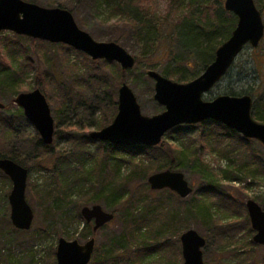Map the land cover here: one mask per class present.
Listing matches in <instances>:
<instances>
[{"label": "rangeland", "instance_id": "rangeland-1", "mask_svg": "<svg viewBox=\"0 0 264 264\" xmlns=\"http://www.w3.org/2000/svg\"><path fill=\"white\" fill-rule=\"evenodd\" d=\"M58 1L59 0H38L34 2V4L44 8H56L54 5ZM63 1L66 3L69 2L68 7H77L75 12H71L77 25L81 30L89 33L98 42H115L114 39L123 32H127L121 25L118 27L116 26L118 21L115 19H112L105 24L101 22L108 15V12H106L108 7H103L95 11L89 10V7L82 4L83 0L80 4L77 3L79 2L78 0ZM254 1L256 4V0ZM260 1L264 2V0ZM162 7L163 3H160V9H162ZM257 8L260 10L259 7ZM66 10L69 11V8ZM262 16L264 22V15ZM14 36L16 37L17 35L12 32H3L0 36V102L5 108L8 107L6 110L5 108L1 109L0 112L5 113L2 114V116L18 115L22 109L14 103L16 96L19 93H27L35 90V83H37L39 77H42V81L45 79L46 84L48 85V93H50L52 97V99H47V101L55 121L53 147L56 155H54V157L62 156L67 153L72 154L76 150V139L82 138L83 136H89L92 132L102 130L103 128H98L99 121L105 117L108 118L111 113H113L112 119L117 115L118 90L122 83H126L133 90L144 116L152 117L165 110L163 106L159 105L154 100L155 83L147 75V72L150 70L161 74V71L164 69V64L161 62H155V57L152 60L151 58H147V56L143 57L141 62L136 64L132 70H126L129 71V73L127 72L128 74L124 75L122 81H116V73L113 74L105 69L99 70L100 75L98 76H101V73L105 75L108 74L107 77H105L106 79L101 81L100 78L93 77V71H90L89 73V69L86 67L85 57L79 55L78 53L81 52L74 49L70 50L65 47H53L51 44H42L39 40L35 45H32L29 40L18 39L17 47L21 49V54L25 51L24 56H27L26 59H24L19 52L15 54L14 58H11L10 56L8 57L6 41L8 37L13 38ZM15 40L17 41L16 38ZM20 44L22 45L20 46ZM118 44L134 56L137 63V60H139V57L137 58V56H139V54L141 55L140 48L135 45V43H131V45H129L130 47L123 46L121 43ZM107 63L111 66H115L116 69H122L121 66L115 62ZM7 65H11V68L7 67ZM33 65L35 67L34 70L31 71V66ZM12 68L15 69L16 73L20 74V77H23L24 79L26 78L24 87L21 90L22 92L16 94L3 87V83H6L9 76L13 74ZM115 68L112 67L114 71ZM202 73L203 72H201V74ZM110 76H113V78H110ZM263 77L264 38L257 48H252L250 46L245 47L227 75L210 92L203 95V100L212 101L219 96L230 95L231 93L242 96L246 95L245 92L249 90H253L252 92H254L256 91V88H258ZM192 78V74L187 73L186 82L181 84L192 81ZM170 80L174 81L173 79ZM55 81L56 83L59 82V84L69 85V87L73 88H71L73 91L81 93L80 95L85 97V101L91 106L94 105V107L78 108V110H76L77 113H74L75 107H73V109L68 108L58 112L60 107L59 100L61 98V89L58 84H55ZM109 82H112L113 89L117 92L116 111L111 108V106L107 105V107H105L106 102H101L104 97V92L112 89L109 86ZM253 117L254 119L256 117L254 113ZM26 121L27 123L25 122L22 126V133H20V135L23 136H19L20 138H27L28 136L30 138L38 133L35 127L27 119ZM198 126L199 124L194 126L182 125L178 127V131H170L163 137L162 142H165L167 150H169V152L173 151V156L176 157L172 171L182 172L185 175L186 180L193 189V193L198 192L200 189H206L207 183L210 181L218 180L221 185V190L226 194L230 193L234 198L235 204L232 208L223 207V204L216 205L213 208L214 212L218 213L226 210L230 211L232 209L229 212L231 213L236 210L240 216L236 228L229 233H223L222 236H217L216 227H205L201 222L185 212L187 208H190L188 202L193 200V193L185 199L180 198L177 200L173 196L165 194V190L168 189L154 191L150 188L153 192H151V197L149 198L171 200L170 204L167 203L166 208L168 209H164L168 210V212H178L177 214L180 216L181 221H178L177 224H172L171 220H167V214L164 215L163 210L160 211L161 213L155 211L152 218V220L156 218L152 221L153 226L149 227L150 229L148 227L144 228L140 233V237L130 245L133 249L138 247L152 249V252L145 257L144 264H183L184 261L182 258L180 236L187 230L192 229L197 231L199 235L207 240V244L203 249L205 264H241L239 260L245 261L243 254L247 251L246 248L253 251L254 259L262 260L264 259V248L255 243V249H253L254 247L252 248L250 239L253 241L255 232L252 230V235H249L250 231L243 219L248 216L246 209V202L248 200H254L264 210V202L262 201L264 200V184L248 187L247 185L250 180L246 179L243 173L235 170L233 167L236 164L239 165V163H244L246 157H244V154L242 153V147L246 145L247 142L240 139L242 137L240 134V138L235 135L231 138L228 137L227 131L221 126L210 125L209 144H207L206 148H202V143L199 141L202 130L199 129ZM190 140H195V144L189 146ZM93 141L94 143H90V145L87 146V150L90 151L91 154L97 151L98 143L100 142L98 140ZM251 141H253L250 143L251 146L255 148V152L258 153L264 161L263 145L256 140ZM5 142L9 141L4 140L0 132V144H5ZM19 142L20 141L15 139L14 145L18 150L21 146V143ZM171 144L180 148L182 147L184 150L190 149V158L181 160V158L176 156L177 153L169 147ZM22 146H27L28 149V146L32 145L29 143L24 144L22 142ZM231 150L233 151L234 156L233 154L231 155ZM162 152V150L157 149L147 154V163L155 162L158 165L161 159L160 154H162ZM219 154L223 155V158H220ZM167 158L169 159L170 157L168 156ZM167 158L162 161H166ZM48 159L45 158L44 160ZM233 159L236 164L233 162ZM72 164L75 165L74 162ZM43 167L44 168L42 169L39 166H34L29 173L26 200L34 212V220L31 229L27 231L17 230L10 221L11 208L8 198L12 190V183L7 176L0 172V264H57L56 250L60 238H65L69 241L75 239L82 244L90 239H83L78 235H75V232H81V229L84 227V225L81 224V229L79 230V226L76 227V225H74L76 224L75 215L77 212H80L81 214L82 208L86 207L85 205L70 204L65 206V208L59 213L45 209L47 206H51V204L46 203L43 204V206L40 205L39 200L41 199L39 198V194H43L41 192H47L49 189L51 190L52 187L56 188L55 182L50 186L47 184L50 183L53 175L51 171L46 169L48 165L45 164ZM120 172L122 176L125 177L130 173V167L121 165ZM148 177L146 178L147 180ZM137 190L140 192L136 193ZM146 190L144 176L139 178L136 177V179L128 185L127 189L131 196L135 193L136 198L140 199L145 197L141 192L146 193ZM174 195L176 194L174 193ZM219 202L225 203L224 200H219ZM93 205H100L106 212L114 215V219L108 225L101 228L99 231L94 232L95 235L93 238L96 240L95 248L100 249L109 248L111 242L120 239L126 229L135 225L136 222L133 221L138 219L140 213L143 212V214H145L146 212V210H144L145 207L141 205L137 206L140 211L136 212V218H133L127 213L131 212V210H136V208L129 207V204L127 203H121L117 206L113 205L111 207L109 204L97 203L87 205V207H92ZM232 218L235 220L236 217L234 216ZM70 219H72V223L70 222ZM222 221L225 226H235V222L231 219L230 223H225L224 219H222ZM124 222L126 223L125 225ZM89 225L92 229L93 223ZM158 225L162 226L163 230H166V233L156 236ZM170 227L173 229L177 228L182 232L178 233V237H176L174 233L171 234L168 232L167 229H170ZM249 227L251 228V224ZM66 233H69L70 235L68 236ZM227 245L231 246L228 247ZM54 249L55 263L53 259ZM124 250L125 249H123V251Z\"/></svg>", "mask_w": 264, "mask_h": 264}, {"label": "trees", "instance_id": "trees-1", "mask_svg": "<svg viewBox=\"0 0 264 264\" xmlns=\"http://www.w3.org/2000/svg\"><path fill=\"white\" fill-rule=\"evenodd\" d=\"M25 1L34 3L38 0ZM78 1L77 3L80 4L82 0ZM68 3L69 2L66 3L63 0H59L54 6L62 9L69 8L70 12H75L77 7H68ZM160 3H163L162 9H160ZM82 4L89 7V10L95 11L103 7H108L106 11L108 15L101 22L105 24L115 19L118 21L116 26L118 27L121 25L127 31L114 39L115 42L121 43L126 47H130L129 45H131V43H135V45L140 48L141 53V55L139 54V56H137L139 60H137L136 64H139L143 57L147 56V58H151V60L155 57V62L164 64V69L161 71V74L179 83L186 82L187 73H191L193 76L192 80H194L201 72H204L214 61L219 46L230 38L238 21L233 13L226 11L224 6L225 0H83ZM256 4V6L260 8L262 15H264V2L256 0ZM18 39L29 40L32 45H35L38 40L20 36L19 38L18 36L7 38L6 50L8 57L14 58L15 54L19 52L20 55L26 59L27 56H24L25 51L21 54V49L17 47ZM40 43L51 44L45 41H40ZM21 45L22 44H20V46ZM51 45L53 47L73 49L63 44ZM78 54L85 57L86 67L89 69V73L93 71V77L100 78L101 81L106 79L105 77L108 75L101 73V76H98L100 75L99 70L102 69L113 74L116 73V81H122L124 75L129 73V71L120 68L116 69L115 66L109 65L106 61H93L82 54V52ZM7 67L11 68V65H7ZM34 67V65L31 66V71L34 70ZM112 67L115 68V71ZM12 71L13 74L9 76L6 83H3V87L16 94L22 92L21 90L24 87L26 78L20 77V74L16 73L13 68ZM110 78H113V76H110ZM35 84L36 89L39 88L48 100L52 99L51 94L48 93V85L45 79L42 81V77H39ZM55 84H58L61 89L58 112L68 108L73 109V107H75L74 113H77L76 110H78V108L94 107V105L91 106L85 101V97L80 95L81 93L73 91V88L69 87V85L59 84V82L56 83V81ZM109 86L112 89L104 92V97L101 102H106L105 107H107V105L111 106V108L116 111L117 92L113 89L112 82H109ZM252 91L253 90L246 91L245 94L253 98L252 110L256 116L255 119L264 124V77L260 81L256 91H254L255 93ZM230 95L238 96L235 93H231ZM2 114L5 113L0 112V132L3 139L9 142L0 144V159H11L15 163L27 168L29 173L34 166H39L43 169V166L46 164L48 165L46 169L51 171L53 175L50 183L47 184L50 186L55 182L56 188L52 187L51 190L49 189L47 192L45 191L41 192L43 194H39V198L41 199L39 203L41 206L46 203L52 206L49 205L45 209L59 213L65 206L70 204L87 206L90 204L103 203L106 205L109 204L111 207L113 205L117 206L121 203H127L129 207L136 208V210H131V212L127 214L130 217L136 218L135 213L140 211L137 206L141 205L145 207V214H143V212L140 213L138 219L133 221L136 222L135 225L126 229L120 239L111 242L109 248H95L90 264H144L145 257L152 252V249L144 247L133 249L130 244L134 243L138 237H140V233L144 228L153 226L152 221L156 219L154 218L152 220L155 211L160 212L163 210L164 215L167 214V220H171L172 224H177L178 221H181L180 216L177 214L178 212H173L171 210V212H168V210H166L168 209L166 208L167 203L170 204L171 200L149 198L153 191L150 189L146 178L150 176V174H154V172L173 170V164L176 160V157L173 156V151L169 152V150H167L165 142L153 148L144 146L126 147L99 142L97 151L91 154V152L87 150V146H89L90 143H94V141L89 136H83L82 138L76 139V141L74 140L76 150L72 154L67 153L62 156L54 157L56 154L54 153L53 144L51 146L45 145L38 133L30 138L29 136L27 138L19 137L23 136L20 135V133H22V126L25 122L27 123L22 111H20L18 115L13 116H2ZM112 114L113 113H111L108 118L105 117L99 121V129L107 127L113 122L115 117L112 119ZM210 125L221 126L227 131L228 137L232 138L235 135L240 138V135L235 131L215 121H207L198 126V128L202 130L199 137L202 148H206L207 144H209ZM178 129L179 128L176 127L171 131L176 132ZM15 139L21 143L19 150L14 145ZM240 139L247 142V144L242 147V153L246 159L244 163H239V165H237L233 159V162L236 164V167L233 166L234 169L243 173L245 178L250 180L247 185L248 187L264 184L263 159L255 152V148L251 146L250 143L253 141L242 137ZM22 142L24 144L29 143L32 146H28L27 149V146H22ZM194 144L195 140H190L189 146ZM169 147L177 153L176 156L181 158V160L190 158V149L184 150L182 147L180 148L172 144L169 145ZM157 149L163 151L162 154H160L161 159L158 165L155 162L147 163L148 160L146 155ZM232 154L233 151L231 150V155ZM168 156L170 157L169 159L167 158ZM219 156L223 158V155L219 154ZM45 158L49 159L44 160ZM166 158V161H162ZM73 162L75 165L72 164ZM121 165L130 167V173L125 177H123L120 172ZM141 176H144L147 188L146 193L141 192L142 195H145L143 199L136 198L135 193L131 196L127 191L128 185L134 181L136 177L139 178ZM220 187L221 185L218 180L207 183L206 189H200L198 192L193 193L194 201L188 202L190 208H187L185 211L189 216H193L194 219L201 222L205 227H216L217 236H222L223 233H229L234 230L236 224L239 222L238 219H240L239 213L236 212V210L231 213L229 212L232 209L230 211L214 212L213 208L216 205L223 204V207L232 208L235 204L232 195L230 193L226 194ZM139 192L137 190L136 193ZM165 194H169L177 200L180 199V197L174 195V193H171L169 190H165ZM219 200H224L225 203H220ZM262 201L264 202V200ZM234 216L236 217L235 220L232 218ZM222 219H224L225 223H230L231 219L235 222V226H225ZM243 220L251 236L253 231L249 227V217L246 216ZM70 222L72 223V219H70ZM75 223L74 225H76V227L79 226V230L81 229L80 225H84L81 232H75V235L83 239L94 237L95 234L91 226L84 221L80 212H77L75 215ZM125 224L124 222V225ZM156 230V236L166 233V230H163L160 225H158V229ZM167 230L171 234L174 233L176 237H178V233L182 232L177 228L173 229L171 227ZM66 235L69 236L70 234L66 233ZM250 244L252 248L255 246L251 239ZM227 246L229 247L231 245ZM123 249L125 250L123 251ZM253 249H255V247ZM246 250L245 254H243L245 261L239 260L241 264H264V259H254L253 251L249 248H246ZM53 252L55 263V249Z\"/></svg>", "mask_w": 264, "mask_h": 264}, {"label": "water", "instance_id": "water-1", "mask_svg": "<svg viewBox=\"0 0 264 264\" xmlns=\"http://www.w3.org/2000/svg\"><path fill=\"white\" fill-rule=\"evenodd\" d=\"M225 9L238 21L230 38L216 51L214 61L196 79L185 83L174 82L162 74L150 70L147 75L155 83L154 100L164 111L152 117L142 114L133 90L122 83L118 90V112L113 122L100 131L90 133L92 140L118 146L157 147L172 129L187 125L215 121L235 131L243 138L256 140L264 147V124L253 117V98L250 95H222L212 101H204L210 92L227 75L245 47L257 48L264 38V22L254 0H225ZM12 32L51 44H64L82 52L94 61L115 62L123 70H132L136 58L116 42H98L81 30L73 14L62 8H44L24 0H0V36ZM14 103L22 109L25 118L35 127L42 142L54 143L55 121L43 92L37 88L19 93ZM5 106L0 102V110ZM0 171L9 178L12 190L9 194L10 221L17 230H30L34 212L26 200L29 171L11 159H0ZM154 191L168 189L182 199L189 197L193 189L182 172L165 170L148 177ZM253 241L264 248V210L254 200L246 202ZM81 216L87 224L93 223V232L99 231L113 219L100 205L83 207ZM183 264H205L203 249L207 240L195 230H187L180 236ZM96 246L95 238L83 244L78 240L60 238L56 250L57 264H90Z\"/></svg>", "mask_w": 264, "mask_h": 264}]
</instances>
